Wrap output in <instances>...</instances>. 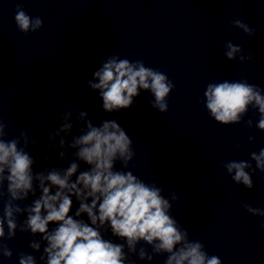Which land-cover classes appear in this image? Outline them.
I'll list each match as a JSON object with an SVG mask.
<instances>
[{
	"label": "clouds",
	"instance_id": "obj_1",
	"mask_svg": "<svg viewBox=\"0 0 264 264\" xmlns=\"http://www.w3.org/2000/svg\"><path fill=\"white\" fill-rule=\"evenodd\" d=\"M14 20L24 34L29 31L35 33L42 27V19H33L20 5L17 6ZM231 25L242 29L249 36L255 35V30L240 19L231 21ZM226 48L225 56L229 60L235 59L236 54L242 51L240 46L231 41L227 42ZM252 58L249 53L247 56L241 55L240 61ZM93 75L98 82L89 81L88 84L91 89L99 90L105 112L130 108L140 89L150 90L154 95L152 107L162 113L168 111L166 97L175 85L166 74L145 67L142 61L133 63L112 56ZM262 92L264 89L246 80L210 83L204 92L206 108L216 122L231 125L241 123L249 106H252L259 113L256 127L264 131ZM71 115L72 111L66 107L62 118L67 121ZM86 116L87 112H79L81 119ZM252 123L251 119L246 122L249 128ZM72 127L71 123L65 122L50 139L54 140L61 132H68ZM86 127L87 130L74 137L69 146L78 148L75 156L88 166V170L77 175L80 164L71 162L63 172L56 168L34 172L36 161L26 151L27 133L21 132L20 137L5 139L8 125L0 119V202L3 204L0 211V251L3 257H12L13 252L4 241L13 240L19 229L21 233H30L32 236L40 234L41 239L47 242L44 248L46 264H125L128 257L124 245L106 240L99 230L109 224L112 234L125 240L130 252H135L137 243L144 241L152 245L154 253H167L165 264H222L218 256L208 255L200 241L188 239V231L182 230L168 214L171 204L161 195L159 188L148 186L132 171L114 170L117 160L122 161L123 167L127 168L135 156L131 147L133 141L126 130L114 119L104 120L100 126H94L88 120ZM253 139L249 137L250 141ZM32 143L35 144L34 139ZM59 143L64 147L65 140L61 138ZM59 155L63 158L65 152ZM250 159L255 161L254 169L245 160L223 163L231 179L248 189L254 185L251 172L246 169L264 173V148L258 153L252 152ZM73 176L76 177L74 181L71 179ZM34 180L39 182L41 195L22 207L18 202L27 200L30 193L33 197L36 195ZM73 197L79 201L76 218L70 214ZM89 199L90 204L85 202ZM242 207L253 215L264 217V209L253 208L247 203ZM82 213L87 214L90 224L77 219ZM23 214H26V219L21 223L18 218ZM49 225L55 227L50 231ZM261 228L264 229V223ZM40 246L35 241L29 243V247L35 250H39ZM139 258L152 260L153 256L141 248ZM44 259L42 255L40 260ZM19 264H37V261L33 255L20 252Z\"/></svg>",
	"mask_w": 264,
	"mask_h": 264
}]
</instances>
